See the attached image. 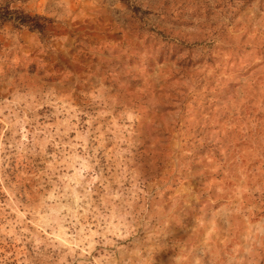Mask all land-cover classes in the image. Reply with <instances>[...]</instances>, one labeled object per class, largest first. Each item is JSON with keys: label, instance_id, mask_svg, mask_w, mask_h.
Segmentation results:
<instances>
[{"label": "clouds", "instance_id": "clouds-1", "mask_svg": "<svg viewBox=\"0 0 264 264\" xmlns=\"http://www.w3.org/2000/svg\"><path fill=\"white\" fill-rule=\"evenodd\" d=\"M0 264H264V0H0Z\"/></svg>", "mask_w": 264, "mask_h": 264}]
</instances>
